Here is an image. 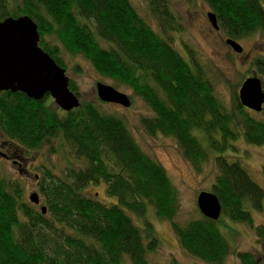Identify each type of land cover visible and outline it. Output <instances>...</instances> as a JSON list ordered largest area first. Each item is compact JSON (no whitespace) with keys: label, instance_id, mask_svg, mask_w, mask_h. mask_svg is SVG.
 Instances as JSON below:
<instances>
[{"label":"trees","instance_id":"1","mask_svg":"<svg viewBox=\"0 0 264 264\" xmlns=\"http://www.w3.org/2000/svg\"><path fill=\"white\" fill-rule=\"evenodd\" d=\"M147 1L156 29L129 0H0V20L30 17L39 46L58 66L66 69L68 55L129 89L151 114L139 121L144 133L173 138L197 173L212 159L216 171L209 192L220 202L219 218L208 219L197 209L178 222V191L164 168L142 150L121 116L100 109L105 103L97 96L80 99L71 79L69 90L79 106L68 112L48 95L34 101L2 91L0 137L22 151L24 160L34 153L45 161L58 155L63 167L56 173L45 164L35 166L31 191L0 168V264H148L160 244L148 210L169 224L184 253L203 264H226L229 258L232 264H264V224L255 225L250 213L264 212V189L251 180L244 159L232 156L239 138L264 147V105L255 118L235 89L231 105L222 102L192 50L182 46L183 55L175 48L181 28L172 0ZM202 1L226 38L264 35L260 0ZM252 66L255 71L240 85L258 74L264 79V59ZM73 70L80 72L79 65ZM91 185L103 186L113 202L88 197ZM33 193L37 205L28 199ZM225 219L252 231L256 255L230 245L220 227Z\"/></svg>","mask_w":264,"mask_h":264},{"label":"rangeland","instance_id":"2","mask_svg":"<svg viewBox=\"0 0 264 264\" xmlns=\"http://www.w3.org/2000/svg\"><path fill=\"white\" fill-rule=\"evenodd\" d=\"M138 15L156 29V24L148 11L147 0H129ZM264 6V0H260ZM171 11L175 14L180 26V33L174 35L175 48L185 54L182 46L190 48L196 55L197 62L203 66L213 84L216 96L228 107L231 105L232 91H238L241 81L247 76L248 71H255L252 62L255 59H264V35L256 34L253 37L236 41L242 48V54H236L225 46L226 39L223 33L215 31L210 26L206 14L210 11L202 0H172ZM65 74L78 88L79 97L85 101L96 98L94 91L95 81L114 87L117 91L126 94L131 100V105L124 108L115 104H102L100 109L106 113L116 114L123 118L127 129L131 132L142 150L156 160L166 171L170 182L178 191L179 213L178 222L191 219L197 214L196 197L201 191L209 192V187L215 175V167L212 159L202 166L201 173H197L186 161L173 138L163 135L149 136L140 127L139 121L148 117L147 105L132 92L120 85H115L108 79L97 76L87 66L65 56ZM78 64L80 72H75L73 66ZM264 84L262 76L257 75ZM53 103V101L51 100ZM54 104V103H53ZM55 105V104H54ZM258 118V112H253ZM237 150L233 158L240 157L251 180L264 189V147H256L246 144L242 138L236 141ZM43 152H46L44 150ZM1 153L11 160L19 161L20 167L1 158ZM227 153H225L226 155ZM40 154L34 153L28 160H24L22 151L9 145L0 137V168L9 177L20 179L26 191H31L35 183V166L45 164L53 172L58 173L63 167V161L58 155H52L45 161ZM229 158V156L227 157ZM27 169V171H26ZM85 194L103 203L113 202L103 191V186H88ZM27 198V194L25 195ZM255 225L264 224V212L250 211ZM147 219L153 224L157 232L160 244L157 250L148 255V264H203L202 262L184 253L175 239L169 224L164 220H158L153 210L147 211ZM137 219H134L136 221ZM139 221V220H137ZM136 221V222H137ZM230 225V227H225ZM230 245L240 251H248L257 254L259 245L252 231L246 225L235 224L227 219L220 225ZM229 258L226 264H232ZM128 264V263H126Z\"/></svg>","mask_w":264,"mask_h":264},{"label":"water","instance_id":"3","mask_svg":"<svg viewBox=\"0 0 264 264\" xmlns=\"http://www.w3.org/2000/svg\"><path fill=\"white\" fill-rule=\"evenodd\" d=\"M206 18L213 30L218 31L215 15L208 12ZM39 40L37 25L30 17H6L0 20V92H20L34 101L48 95L65 112L77 108L79 99L69 90L65 70L41 49ZM225 44L236 54L243 52V48L232 39H227ZM95 92L102 103L124 108L131 104L126 94L101 82L96 83ZM237 97L244 108L259 113L264 105L263 81L256 76L246 78L238 88ZM28 199L34 205L39 203L36 193ZM196 206L208 219L217 220L220 216L221 205L213 193H198ZM41 212L45 214L44 207H41Z\"/></svg>","mask_w":264,"mask_h":264},{"label":"flooded vegetation","instance_id":"4","mask_svg":"<svg viewBox=\"0 0 264 264\" xmlns=\"http://www.w3.org/2000/svg\"><path fill=\"white\" fill-rule=\"evenodd\" d=\"M218 32V31H217ZM226 38V37H225ZM228 38H226L225 40H224V43H225V41L227 40ZM2 155V157L4 158V159H10V157H7L5 154H1ZM11 163L12 164H14V165H17L18 167H20L22 164H20L19 163V161H14V160H11Z\"/></svg>","mask_w":264,"mask_h":264}]
</instances>
